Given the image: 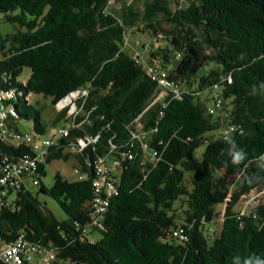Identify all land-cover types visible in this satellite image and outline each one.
<instances>
[{
    "label": "trees",
    "instance_id": "1",
    "mask_svg": "<svg viewBox=\"0 0 264 264\" xmlns=\"http://www.w3.org/2000/svg\"><path fill=\"white\" fill-rule=\"evenodd\" d=\"M110 1L0 0L11 26L0 30V96L10 106L0 175L36 159L17 185L0 182V244L22 233L52 250L54 264L264 259V0H114L115 10ZM138 23L148 37L126 43L132 55L124 31ZM149 66L171 84L159 100ZM74 90L83 94L68 116L54 106ZM32 97L49 99L51 118ZM41 139L49 143L33 148ZM229 140L245 153L239 164ZM70 157L73 179L55 171L41 181L46 164Z\"/></svg>",
    "mask_w": 264,
    "mask_h": 264
},
{
    "label": "built area",
    "instance_id": "2",
    "mask_svg": "<svg viewBox=\"0 0 264 264\" xmlns=\"http://www.w3.org/2000/svg\"><path fill=\"white\" fill-rule=\"evenodd\" d=\"M147 69L156 74V70L153 67L149 66ZM160 73L156 74L158 85L167 89H171L170 82L163 76V73ZM81 94H83L82 91H71L63 99L56 102L55 105L60 107L59 103H61V101L64 99L70 100L72 103V101ZM9 107L5 106V104L1 102L0 96V136H3L7 133V129L4 126V120L6 118L7 112L10 111ZM65 131V129H60V132L63 135H65ZM48 143V139H41L38 143L33 144V148L41 150V148ZM35 160V157L29 158L28 156H23L20 161L16 163H10L9 166H6L5 171L0 175V182L2 183L5 180L10 179V181L17 185L24 176H27L31 168L34 167ZM96 162L99 165L101 160L97 159ZM102 171L105 172L106 169L103 168ZM102 181L103 177L95 180L94 184H101ZM92 205L96 210L102 209V204L98 202L97 198H94ZM53 260L54 253L52 250L47 248L35 250L34 246L23 238L22 233H19L16 239L0 244V262L4 264H29V261H31L33 264H54Z\"/></svg>",
    "mask_w": 264,
    "mask_h": 264
},
{
    "label": "rangeland",
    "instance_id": "3",
    "mask_svg": "<svg viewBox=\"0 0 264 264\" xmlns=\"http://www.w3.org/2000/svg\"><path fill=\"white\" fill-rule=\"evenodd\" d=\"M170 6H173V3L171 2L169 4ZM108 7L113 8V10L117 9V3L114 0H111L110 3L108 4ZM11 28L10 24L7 22H0V30L1 31H9ZM136 28H141V25L138 23L133 27H129V28H125V41L123 43V46L127 49H125L129 54H137L135 53V49L129 47H126V43L128 44L129 42L132 43L133 41H142L143 39H147V32L144 31L142 28V32H138L136 30ZM148 37V36H147ZM140 55V59H142V61L146 60L147 57V53H143L141 55V53H139ZM28 72L27 68H24L22 70V74L21 75H26ZM158 93L156 94V99H160L161 96L165 93L164 92V87L159 86L158 89ZM200 96L198 97L200 100H202V93L199 94ZM32 100H39V103H43L45 107L43 108V110L41 111V116L42 118H44L45 120H48L49 118H51V116L53 115V112L55 111V108H60L62 106H68L67 109V115L68 116H72L74 114L78 113V109L76 108V106L74 104H72L70 102V100L64 99L63 101H61V103H59V106H52L49 103V99L48 98H42V97H32ZM72 105V106H71ZM208 105H209V101H208ZM30 127V123L26 120H19V129H28ZM48 131L51 130H55V126H51L49 125L47 127ZM202 149V146H199L198 148H196L195 150V154H198ZM73 165H75V160L73 158H69L67 160H52L50 161L48 164L45 165V174L43 176H41V181L45 184V185H49L51 183V178L52 175L55 171H59L64 177H66L68 180L73 179V177L75 176V171L73 169ZM185 174H187V172H185ZM186 182H187V178ZM32 191L36 190L37 187H31L30 188ZM12 196V194H11ZM254 196V194H251L249 200L251 199V197ZM38 200H40L41 202H44L45 205L48 207V209L57 217V218H62L63 217V213L61 212V210L59 209V207L57 206V204L55 203V201L53 199H51L50 197L46 196V195H42V194H38L37 195ZM246 201H240L238 204V207L241 206L243 203H245ZM222 207V205H218L217 209L220 210Z\"/></svg>",
    "mask_w": 264,
    "mask_h": 264
},
{
    "label": "clouds",
    "instance_id": "4",
    "mask_svg": "<svg viewBox=\"0 0 264 264\" xmlns=\"http://www.w3.org/2000/svg\"><path fill=\"white\" fill-rule=\"evenodd\" d=\"M229 143L231 145V150L229 152L231 162L234 165L239 164L244 159L245 153L243 150L239 149L233 141L229 140ZM237 264H239V257L237 258ZM243 264H264V259L259 257H249L243 260Z\"/></svg>",
    "mask_w": 264,
    "mask_h": 264
}]
</instances>
